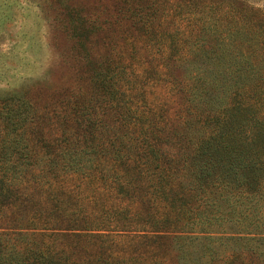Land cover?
<instances>
[{
    "label": "trees",
    "instance_id": "obj_1",
    "mask_svg": "<svg viewBox=\"0 0 264 264\" xmlns=\"http://www.w3.org/2000/svg\"><path fill=\"white\" fill-rule=\"evenodd\" d=\"M54 1L68 80L0 98V264H264L262 0Z\"/></svg>",
    "mask_w": 264,
    "mask_h": 264
},
{
    "label": "rangeland",
    "instance_id": "obj_2",
    "mask_svg": "<svg viewBox=\"0 0 264 264\" xmlns=\"http://www.w3.org/2000/svg\"><path fill=\"white\" fill-rule=\"evenodd\" d=\"M93 1L99 2L73 0L82 9ZM259 5L264 7V0ZM59 10L54 0H0V98L24 89L35 103L40 100L41 107V100H48L50 86L68 80L71 59H63V55L71 50L73 41L63 28L54 27L65 17ZM86 43L88 47V40ZM97 44H91L93 51Z\"/></svg>",
    "mask_w": 264,
    "mask_h": 264
}]
</instances>
